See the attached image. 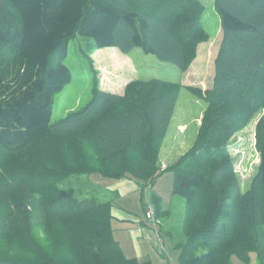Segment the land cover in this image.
Returning a JSON list of instances; mask_svg holds the SVG:
<instances>
[{
  "label": "trees",
  "instance_id": "obj_1",
  "mask_svg": "<svg viewBox=\"0 0 264 264\" xmlns=\"http://www.w3.org/2000/svg\"><path fill=\"white\" fill-rule=\"evenodd\" d=\"M221 41L192 146L163 171L162 140L180 85L135 79L50 123L53 96L71 80L68 42L140 48L186 71L206 42L199 0H0V264H150L124 255L113 201L78 200L58 183L75 174L133 182L145 217L162 172L185 200L178 264H249L264 225V0H213ZM254 126L258 165L242 192L230 139ZM118 198V193H114ZM146 219V218H145ZM39 232L41 237L38 236ZM10 247V249L8 248ZM12 247H14L12 249ZM10 254L12 257H10Z\"/></svg>",
  "mask_w": 264,
  "mask_h": 264
},
{
  "label": "rangeland",
  "instance_id": "obj_2",
  "mask_svg": "<svg viewBox=\"0 0 264 264\" xmlns=\"http://www.w3.org/2000/svg\"><path fill=\"white\" fill-rule=\"evenodd\" d=\"M199 1L204 6L201 21L208 40L198 44L196 56L184 72L170 63L158 60L155 55L145 54L140 48H133L128 53L120 52L112 47L93 50V42L90 39L80 36L72 38L68 42L67 56L64 60V64L71 71V80L53 96L50 123H55L67 113L83 108L90 101L93 71L96 73L98 87L105 89L98 76L97 63L109 71H114L111 74L113 80L110 81L113 93H122L125 83L133 79L144 81L156 79L176 83L180 85V89L160 146L158 167L163 171L177 160L192 146L206 107L204 100L188 87H197L202 90L210 87L214 76V60L221 41L219 17L214 10L213 0ZM259 116H254L243 130L230 139L227 145L242 192L249 187L258 165V155L254 146V126ZM114 182L97 174H75L63 179L57 186L60 189H73L74 196L78 200L94 199L100 203L113 201L130 213L138 214L137 218L140 222L144 221L165 246L164 250L161 248L162 256H160L149 242H145L148 240L141 238L142 244L145 242L147 247V250H144V258L150 260L151 264H167L170 259L177 264L178 250L175 246L186 241L183 231L185 200L172 193V172L168 170L162 172L149 189L151 197L159 198L156 206L159 214L152 221L145 219L141 213L137 191L117 199L113 197L115 192L110 189V185ZM127 215L130 214L127 213ZM128 224L112 222L113 235L121 243L126 255H132V252L127 250L125 231L118 229L120 225ZM258 232L260 258L257 260L256 254L251 253L249 264H264V225L259 227ZM37 233L41 237V234ZM10 257H12L11 254ZM231 264L242 263L236 257H232Z\"/></svg>",
  "mask_w": 264,
  "mask_h": 264
},
{
  "label": "crops",
  "instance_id": "obj_3",
  "mask_svg": "<svg viewBox=\"0 0 264 264\" xmlns=\"http://www.w3.org/2000/svg\"><path fill=\"white\" fill-rule=\"evenodd\" d=\"M115 51H117V50H115ZM96 69L99 72V75H98L99 79L102 81L101 85L103 84L104 85L103 87L105 88V89H101V90H103V91L106 90V92L110 91V93H113V92H111L112 83L110 81L113 80L111 78V74L114 71L113 72L109 71L105 67L101 66V64H99V63H97ZM133 80H135V79H133ZM130 81H132V80H130ZM128 82H126V83H128ZM126 83H125V85H126ZM124 86H123V88H124ZM122 92H123V89H122ZM114 94H117V93H114ZM180 128H181L180 130H182V127H180ZM110 189H112L115 193L117 192L119 195V198L137 191L136 185L133 182L128 181V180H122L119 182H114L113 184L110 185ZM137 194H139V193L137 192ZM138 202L140 205L139 197H138ZM113 206L115 207V209L113 210V216L116 218V220H113L112 222H114V223H120V222L121 223H129L126 226L120 225V228H118V229L125 231V234L127 236V238H126L127 250L129 252H132L131 253L132 255H126L124 248L122 247L121 243L113 235L115 240L119 243L124 255L128 258H135L139 261L144 260L145 259L144 258L145 257L144 250H147V247L145 246V244H146L145 242H149L150 246L156 250L157 254L162 256L160 250H162V249L164 250V248H165L164 242L159 240V236L155 232H153L150 228H148L146 223H144V221L140 222V219L137 218V216H139V215L135 214V213H130L128 210L124 209V207L118 206L116 203H114ZM140 210H141V213L144 215V213L141 209V205H140ZM126 212L130 215H127ZM133 214H135V215L133 216ZM112 229H113V227H112ZM113 233H114V229H113ZM141 238L148 240V241H145V242L143 241L144 244H142ZM178 255H179V251H178ZM176 260H177V264H178V256H177ZM144 261H148L150 263V260L145 259ZM173 261H174L173 259H170L167 261V264H174V263L176 264V261L174 263H173Z\"/></svg>",
  "mask_w": 264,
  "mask_h": 264
},
{
  "label": "built area",
  "instance_id": "obj_4",
  "mask_svg": "<svg viewBox=\"0 0 264 264\" xmlns=\"http://www.w3.org/2000/svg\"><path fill=\"white\" fill-rule=\"evenodd\" d=\"M154 209L151 205H147L145 209V218L147 220H153L154 219Z\"/></svg>",
  "mask_w": 264,
  "mask_h": 264
}]
</instances>
